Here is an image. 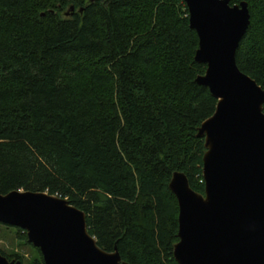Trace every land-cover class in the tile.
Segmentation results:
<instances>
[{"label": "trees", "instance_id": "16d2710c", "mask_svg": "<svg viewBox=\"0 0 264 264\" xmlns=\"http://www.w3.org/2000/svg\"><path fill=\"white\" fill-rule=\"evenodd\" d=\"M246 1L236 63L264 87V0ZM197 47L182 0H0V193L67 198L101 248L178 264L169 181L181 171L203 193L196 133L217 102L195 81Z\"/></svg>", "mask_w": 264, "mask_h": 264}, {"label": "water", "instance_id": "95a60500", "mask_svg": "<svg viewBox=\"0 0 264 264\" xmlns=\"http://www.w3.org/2000/svg\"><path fill=\"white\" fill-rule=\"evenodd\" d=\"M198 37L194 59L205 65L195 81L217 99L201 122L203 193L174 171L178 202V264H264V87L242 72L236 49L250 13L240 0H182ZM73 6L65 12L71 14ZM81 10V9H80ZM0 222L23 229L43 264H130L117 246L107 251L90 234L86 214L45 191L0 193ZM0 264H22L0 253Z\"/></svg>", "mask_w": 264, "mask_h": 264}, {"label": "rangeland", "instance_id": "374dc122", "mask_svg": "<svg viewBox=\"0 0 264 264\" xmlns=\"http://www.w3.org/2000/svg\"><path fill=\"white\" fill-rule=\"evenodd\" d=\"M16 232L0 225V249L23 256V264H31L36 259V251L16 237Z\"/></svg>", "mask_w": 264, "mask_h": 264}, {"label": "flooded vegetation", "instance_id": "af4514ba", "mask_svg": "<svg viewBox=\"0 0 264 264\" xmlns=\"http://www.w3.org/2000/svg\"><path fill=\"white\" fill-rule=\"evenodd\" d=\"M42 257V256H41Z\"/></svg>", "mask_w": 264, "mask_h": 264}]
</instances>
